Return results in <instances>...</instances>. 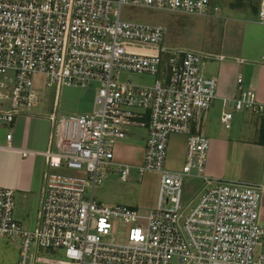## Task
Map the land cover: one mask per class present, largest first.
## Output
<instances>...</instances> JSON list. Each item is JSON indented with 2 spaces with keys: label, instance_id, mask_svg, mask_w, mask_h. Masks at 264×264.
<instances>
[{
  "label": "built area",
  "instance_id": "1",
  "mask_svg": "<svg viewBox=\"0 0 264 264\" xmlns=\"http://www.w3.org/2000/svg\"><path fill=\"white\" fill-rule=\"evenodd\" d=\"M125 5L191 15L221 12L216 0H0V126L41 102L39 76L56 88L47 149L21 150L43 156L47 166L36 225L23 227L15 214L16 190L0 186V239L20 241V264L41 263L43 249L62 250L63 264H264V168L257 182L210 176V138L194 129L217 97V78L203 67L209 55L164 45V26L123 19ZM258 19L264 25V0ZM128 41L154 45L157 53L130 50ZM127 73L157 79L137 84ZM238 83L240 94L225 105L264 118L256 90L245 88L242 77ZM94 85L92 113L59 115L64 86ZM232 117V111L223 112L226 128ZM136 129L146 132V146L134 166L117 156V148ZM174 134L187 136L180 170L166 166ZM12 136L7 134L10 147ZM132 169L161 173L155 208L96 200L95 189L110 173L126 181ZM187 179L200 181L188 199ZM120 225L127 227L122 237L116 235Z\"/></svg>",
  "mask_w": 264,
  "mask_h": 264
},
{
  "label": "rangeland",
  "instance_id": "2",
  "mask_svg": "<svg viewBox=\"0 0 264 264\" xmlns=\"http://www.w3.org/2000/svg\"><path fill=\"white\" fill-rule=\"evenodd\" d=\"M259 1L216 0L221 12L218 14L212 13L210 16L170 13L125 5L122 8V18L138 23L161 24L166 30L164 45L199 50L209 55L204 59L203 66L205 74L208 75V71L215 66L213 61L208 58L219 54L224 43H227V45L239 44L245 35L244 32H247L249 28H253L250 31L252 35H259L261 32L264 35V25L259 23L249 24L247 22L249 19H258ZM234 36L237 38L233 41ZM246 42H248V39ZM126 46L130 50L147 55L155 54L158 50L154 45L134 41L126 42ZM124 77L137 84H153L157 79V77L150 74L139 73H127ZM36 84V91L41 95L42 100L28 113L32 116L29 129V147L43 151L47 149V140L51 129L48 116L53 112L56 88L47 87L43 76L37 78ZM96 94V85L87 88L64 86L59 94V115L92 113L95 109ZM6 131L5 126H0V143H8L5 137ZM172 136L169 146L172 143ZM145 137L146 132L144 130L136 129L135 136L121 142L117 148V156L123 162L134 166L140 165L143 159L142 149L146 146ZM169 148L166 166L170 169H176V152H172ZM46 170L44 157L41 155L36 156V178ZM51 170L58 169L51 168ZM74 174L87 176L77 171ZM160 180L161 173L153 170H146L139 174L137 169H132L130 178L126 181L121 180L116 172H112L105 182L95 189V198L104 204H125L142 211H149L157 206ZM199 185V180L187 179L185 182V198L188 199L193 196ZM88 192L91 194L92 190L89 188ZM39 203L40 192L26 195L18 193L16 195L15 214L25 229H32L36 225ZM126 230L127 227L120 225L116 235L122 237ZM39 254L42 258V262L39 264H63L65 261L62 250L53 252L43 249ZM20 262V241L12 238L0 239V264H20Z\"/></svg>",
  "mask_w": 264,
  "mask_h": 264
},
{
  "label": "crops",
  "instance_id": "3",
  "mask_svg": "<svg viewBox=\"0 0 264 264\" xmlns=\"http://www.w3.org/2000/svg\"><path fill=\"white\" fill-rule=\"evenodd\" d=\"M247 22L263 25L257 18L249 19ZM251 30L253 28L244 32L245 35L239 44L224 43L219 54L208 58L215 65L208 71L207 76L217 78V97L206 117L194 126V129H199L210 138L207 173L225 180L257 182L263 176L264 118L254 115L249 110L237 111L225 105L226 100L240 94L239 77L243 78L245 88L256 90L258 99L264 101V65L260 64L264 55V35L262 32L259 35H252ZM235 38L237 37L234 36L233 41ZM224 111L233 112L230 128H226L222 122ZM31 118V114H22L14 123L5 126L6 141L9 132H12L13 136L11 147L9 142L0 143V186L14 188L16 195L40 192L41 198L44 173L36 178L35 159L38 155L25 156L21 152L40 151L29 147ZM51 130L52 125L47 147ZM171 142L169 147L172 152H176L177 160L176 169L173 170H180L185 162L187 136L174 134ZM144 150L145 146L142 149L143 153ZM260 220L264 225V193Z\"/></svg>",
  "mask_w": 264,
  "mask_h": 264
}]
</instances>
